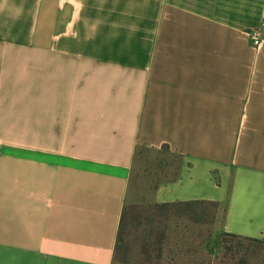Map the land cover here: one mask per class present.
I'll return each mask as SVG.
<instances>
[{
    "label": "crops",
    "instance_id": "crops-1",
    "mask_svg": "<svg viewBox=\"0 0 264 264\" xmlns=\"http://www.w3.org/2000/svg\"><path fill=\"white\" fill-rule=\"evenodd\" d=\"M246 2L0 0V264H115L134 157L164 145L182 164L155 203L217 202L222 233L264 240Z\"/></svg>",
    "mask_w": 264,
    "mask_h": 264
},
{
    "label": "trees",
    "instance_id": "trees-1",
    "mask_svg": "<svg viewBox=\"0 0 264 264\" xmlns=\"http://www.w3.org/2000/svg\"><path fill=\"white\" fill-rule=\"evenodd\" d=\"M149 152L170 154L177 159L176 168L171 175L172 182L178 179L182 156L173 153L168 145L159 149L140 148ZM137 150V152H138ZM168 166V162H164ZM221 205L212 201H188L173 203H156L147 205L125 204L117 234L115 264H179L174 258L166 259L163 241L166 238L162 227L171 217L185 219L194 224H214L217 221ZM144 226L142 233L139 227ZM137 235L141 242L138 253H134L126 236ZM215 257L213 264H264V240L222 233L218 252H210Z\"/></svg>",
    "mask_w": 264,
    "mask_h": 264
},
{
    "label": "rangeland",
    "instance_id": "rangeland-1",
    "mask_svg": "<svg viewBox=\"0 0 264 264\" xmlns=\"http://www.w3.org/2000/svg\"><path fill=\"white\" fill-rule=\"evenodd\" d=\"M246 1L253 2L250 5L255 9V14L256 9L261 8L264 2V0H245V6L249 5ZM250 11L252 12V9ZM259 26L262 25H258L251 30L261 35L264 32V25L261 29ZM246 46L248 51L256 52L260 50L251 47V45L246 44ZM165 161L169 163L168 166H165ZM177 162L175 157L165 152L158 154L138 150L133 160L126 204H156L154 202L156 189L159 185L171 179ZM220 212L221 209L218 211L217 221L214 224H194L177 217H171L162 224L166 232V238L162 245L166 259L174 258L179 264H213L212 260L215 257L211 256L210 252L213 251L216 255L222 237L219 223ZM143 228L144 226L139 227L138 232L142 233ZM126 242L131 244L134 253H138L141 244L139 236H126Z\"/></svg>",
    "mask_w": 264,
    "mask_h": 264
},
{
    "label": "built area",
    "instance_id": "built-area-1",
    "mask_svg": "<svg viewBox=\"0 0 264 264\" xmlns=\"http://www.w3.org/2000/svg\"><path fill=\"white\" fill-rule=\"evenodd\" d=\"M250 39H251V45L254 48H259L261 46L262 39L259 36L252 35V36H250Z\"/></svg>",
    "mask_w": 264,
    "mask_h": 264
}]
</instances>
